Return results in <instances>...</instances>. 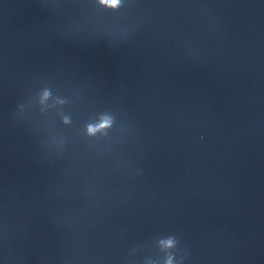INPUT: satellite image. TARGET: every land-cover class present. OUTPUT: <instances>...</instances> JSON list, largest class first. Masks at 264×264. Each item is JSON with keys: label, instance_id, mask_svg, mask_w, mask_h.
<instances>
[{"label": "water", "instance_id": "95a60500", "mask_svg": "<svg viewBox=\"0 0 264 264\" xmlns=\"http://www.w3.org/2000/svg\"><path fill=\"white\" fill-rule=\"evenodd\" d=\"M0 264H264V0H0Z\"/></svg>", "mask_w": 264, "mask_h": 264}, {"label": "clouds", "instance_id": "9594fccd", "mask_svg": "<svg viewBox=\"0 0 264 264\" xmlns=\"http://www.w3.org/2000/svg\"><path fill=\"white\" fill-rule=\"evenodd\" d=\"M113 2H115V0H113Z\"/></svg>", "mask_w": 264, "mask_h": 264}]
</instances>
